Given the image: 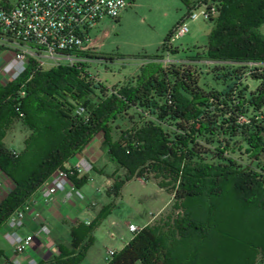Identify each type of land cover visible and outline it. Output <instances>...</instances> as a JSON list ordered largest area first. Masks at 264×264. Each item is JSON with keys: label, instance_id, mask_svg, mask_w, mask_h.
<instances>
[{"label": "trees", "instance_id": "trees-1", "mask_svg": "<svg viewBox=\"0 0 264 264\" xmlns=\"http://www.w3.org/2000/svg\"><path fill=\"white\" fill-rule=\"evenodd\" d=\"M202 2L219 12L209 21L215 28L208 44L168 68L144 66L127 85L108 90L86 64L44 70L34 60L17 81L0 83V171L13 183L0 203V230L100 134L110 161L126 171L125 179L115 178L116 197L126 183L152 176L161 189L174 187V209L181 213L137 232L109 264H205L204 244L246 236L235 211L246 216L256 210L264 218V0ZM174 29L164 48L176 56ZM204 60L216 64L211 80L203 73ZM249 79L258 83L254 91L246 87ZM16 121L30 132L21 155L4 143ZM117 122L131 128H120L115 141ZM71 180L81 188L89 177L75 173ZM110 212L106 207L96 222L73 229L72 253L52 264H81ZM251 246L242 264L264 259V244Z\"/></svg>", "mask_w": 264, "mask_h": 264}, {"label": "rangeland", "instance_id": "rangeland-1", "mask_svg": "<svg viewBox=\"0 0 264 264\" xmlns=\"http://www.w3.org/2000/svg\"><path fill=\"white\" fill-rule=\"evenodd\" d=\"M10 1L14 2L15 0ZM205 5L202 0H133L132 5L122 14L118 22L114 23L106 19L92 33V38L97 46V52L91 55L89 62L74 65L86 64L88 66L87 71L93 80L111 90L116 86H124L132 82L141 73L142 68L151 63L160 65L163 69L168 68L170 64L180 63L187 59V57L195 56V47L206 46L210 35L214 31L215 25L203 18L197 21L184 20L189 15L190 7L195 8L199 6L200 8L195 9V13L201 14L205 10ZM182 21L187 24L189 32L180 39L172 40V47L174 50L179 51L178 55L173 56L164 48V42L168 39L173 29ZM261 32L264 35V26H262ZM99 55L113 60H98L96 57ZM157 56L161 58L157 61L150 60ZM167 59H170V62L166 61ZM204 61V66L202 67L203 73L208 74L207 78L211 80L213 76L215 77L218 74L215 72L216 64ZM74 65L66 62H61L57 65L49 61L44 64L42 69L50 70L60 66L72 67ZM250 67L255 66L251 65ZM248 70L250 71L251 69ZM247 76L251 77L249 73ZM257 85V82L250 79L246 83V87L250 91H254ZM93 101L97 103L98 98L93 97ZM130 115H133V112ZM115 127L113 130L115 141L120 138V128H123L122 130L125 131L131 128L130 125H126L124 122H117ZM29 136L30 132L23 123L16 121L8 131L4 143L8 147H11L16 152V155H21L24 150V141ZM98 143L97 137L94 138L85 147L84 151L91 149V153H95L97 158L99 156H108L107 149L102 148ZM110 165H115L116 169L122 170L117 164L113 163ZM88 175H91V180L88 184L91 189L95 191L103 188V183L99 182L98 178L94 176V172ZM125 175H117V177L125 179ZM135 179L131 183H126L121 189L119 196L121 204L117 205V201L111 203V213L100 225L105 234L108 235L113 231L108 219L113 212L115 221L127 219L140 223L141 220H147L151 217V213L156 212V208L161 202L164 204L169 200L172 202L171 194L174 195L173 186L169 191L164 190L163 196H159L156 193L159 186L154 185L152 176L149 181ZM140 181L146 183L147 187H144ZM156 182L157 184L159 183V181ZM174 204L173 200L171 209L165 216L159 218V222H168L169 218L175 219L178 215H181L180 211L174 209ZM99 209L102 211L104 209L103 205ZM234 213H236L233 216L235 223L240 222L241 227L246 226L245 230H241L247 233L246 236H238L237 234L234 237L220 238L218 243L213 244L210 242L206 245L204 244L206 253L207 249L209 253L205 257L207 261L205 264H242L240 259L245 249L247 250L251 245L260 246L264 244V218H259L261 214L256 210L247 211L246 216L243 214V210L235 211ZM233 219L230 220L232 221ZM238 230L239 227L237 226Z\"/></svg>", "mask_w": 264, "mask_h": 264}, {"label": "built area", "instance_id": "built-area-1", "mask_svg": "<svg viewBox=\"0 0 264 264\" xmlns=\"http://www.w3.org/2000/svg\"><path fill=\"white\" fill-rule=\"evenodd\" d=\"M132 0H0V83L6 85L17 81L27 70L31 61L39 67L46 62L70 65L89 62L93 54L92 33L103 21L109 19L118 22L122 14L132 5ZM201 14L190 11L188 20L206 21L216 19L219 15L215 6L205 5ZM186 19V20H187ZM189 32L187 24L182 21L174 29L173 39H180ZM166 61L170 62V59ZM76 113L85 114L83 107ZM16 155V152H15ZM104 161V158H101ZM93 171V165L85 158L80 159L72 170H59L40 188L45 204H50L57 194L64 193L63 201H78L86 204L87 197L71 180L77 173L79 177L87 176ZM95 206L94 203H89ZM29 209V202L17 209L7 220L9 231L5 240L18 255L29 251L35 243V236H22L19 231L24 225V217ZM37 217H40L38 214ZM130 231L136 233L138 228L130 225ZM41 232L50 235L46 225ZM58 246H50L48 253L55 255ZM114 251L108 252L109 262L114 258ZM44 261V260H43ZM42 261V262H43ZM43 263L48 264L44 261ZM29 264H40L32 259ZM50 264V263H49Z\"/></svg>", "mask_w": 264, "mask_h": 264}, {"label": "crops", "instance_id": "crops-1", "mask_svg": "<svg viewBox=\"0 0 264 264\" xmlns=\"http://www.w3.org/2000/svg\"><path fill=\"white\" fill-rule=\"evenodd\" d=\"M93 53L97 52V46L93 40ZM98 144L104 147L103 135H97ZM95 137V138H96ZM11 148V147H10ZM90 151V152H89ZM92 150H83L75 157L70 159L66 164L67 170H72L80 159L85 158L93 165L94 176L98 178L99 182L103 183L102 189L93 190L88 185L91 180V175H88L89 181L83 187L81 191L86 195V204H81L78 201H71L65 203L63 201L64 193H59L50 204H45L40 189L35 192L29 202V209L26 211L24 217V225L19 231L22 236L34 235V246L23 255H18L14 252L13 248L5 240V233L9 231L8 226L5 224L0 230V264H29L34 259L40 264L44 261L48 264H52L62 256L72 253V230L77 228L80 224L89 226L95 219L98 218L100 206L111 207L113 201H117V205L121 204L120 197H116L113 194V186L115 184V178L117 175L124 176L125 170L116 169L109 156H95V153H91ZM104 158V161H101ZM115 164V163H114ZM136 179L128 182L131 183ZM141 182V181H140ZM127 183V184H128ZM144 187L147 184L141 182ZM154 185L157 182L154 180ZM13 188L11 180L0 171V203L7 197ZM156 193L159 196H163L164 189L158 187ZM174 195L171 194V201H167L165 204L161 202L155 213H151V217L147 220H141L140 223H135L127 219L114 220V212L109 216V224L113 231L108 235L102 231L99 227L95 229L94 244L87 252L85 260L81 264H109L108 252L114 251L116 254L121 252L134 238L135 234L146 227H153L163 221H158L171 209L173 204ZM89 203H94L95 206H91ZM111 213V212H110ZM40 217H37V215ZM46 225L50 231V235H46L41 232V226ZM130 225H134L138 228L136 233L130 231ZM103 232V233H102ZM56 244L58 251L55 255L48 253L51 245ZM44 260V261H43ZM43 261V262H42ZM256 264H264V259L260 257L257 259Z\"/></svg>", "mask_w": 264, "mask_h": 264}]
</instances>
